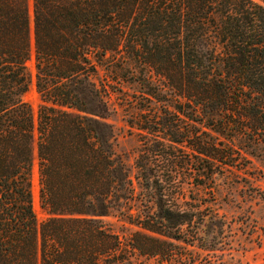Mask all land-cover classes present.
I'll return each mask as SVG.
<instances>
[{
	"label": "trees",
	"instance_id": "16d2710c",
	"mask_svg": "<svg viewBox=\"0 0 264 264\" xmlns=\"http://www.w3.org/2000/svg\"><path fill=\"white\" fill-rule=\"evenodd\" d=\"M111 93L129 98V127L156 138L135 163L154 200L135 217ZM173 146L198 189L231 169L264 172V0H0V264L182 260L171 241L187 243L202 212L169 196L157 164L174 182ZM114 214L137 228L124 241L103 223Z\"/></svg>",
	"mask_w": 264,
	"mask_h": 264
},
{
	"label": "rangeland",
	"instance_id": "374dc122",
	"mask_svg": "<svg viewBox=\"0 0 264 264\" xmlns=\"http://www.w3.org/2000/svg\"><path fill=\"white\" fill-rule=\"evenodd\" d=\"M28 68L32 75V85L25 96V101L37 114L40 102L36 89L34 58L28 63ZM124 88L126 92L128 85ZM127 99L129 98L125 99L117 93L110 94L109 106L113 113L108 123L113 127L114 151L130 169L136 194V198L128 201L123 206V210L126 215L135 217L140 210H143L141 205H151L154 200L150 192L143 190L140 186L135 163L142 152V147L147 146V149H152L156 138L129 127L127 103L124 101ZM173 148L168 154L173 157L174 153L178 159L182 160V165L177 168V177L174 182L169 177V173H165L166 164H157L164 174V181L169 184V196L179 198L184 208H195V210L198 208L202 213L195 215V221L197 224L201 223V228L195 234L194 230L187 232L185 235L187 243L171 241L174 244L175 253L183 257L182 260L172 264H264V172H260V168L256 171L253 166H248L243 171L231 169L217 174L211 182H206L207 186L203 183L205 188L198 189L195 188L196 175H190L184 163L188 158L187 149L183 146H173ZM210 186L213 187V191L206 190ZM32 193L34 211L39 223L42 224L47 220V216L40 207L37 165L33 172ZM140 201L143 204H140ZM142 215H146L145 211H142ZM103 223L122 241L137 231L136 227L129 225L122 216L117 214L103 219ZM135 264L169 263L161 256L139 258Z\"/></svg>",
	"mask_w": 264,
	"mask_h": 264
}]
</instances>
